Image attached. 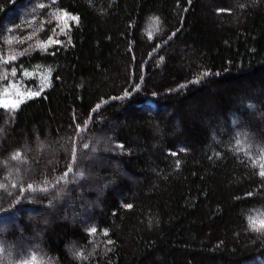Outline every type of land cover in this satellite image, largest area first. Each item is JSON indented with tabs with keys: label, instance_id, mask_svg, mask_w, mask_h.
Listing matches in <instances>:
<instances>
[{
	"label": "trees",
	"instance_id": "obj_1",
	"mask_svg": "<svg viewBox=\"0 0 264 264\" xmlns=\"http://www.w3.org/2000/svg\"><path fill=\"white\" fill-rule=\"evenodd\" d=\"M0 105V264H264V0H0Z\"/></svg>",
	"mask_w": 264,
	"mask_h": 264
},
{
	"label": "snow or ice",
	"instance_id": "obj_2",
	"mask_svg": "<svg viewBox=\"0 0 264 264\" xmlns=\"http://www.w3.org/2000/svg\"><path fill=\"white\" fill-rule=\"evenodd\" d=\"M41 6H43V5H41ZM72 19H77V18H76V17H72ZM12 59H15V58L13 57ZM5 63H7V61H5ZM12 75H13V76L16 75L15 69H13ZM204 75L207 76L208 74H207V73H204ZM137 87H138V86H137ZM127 94H128V93H125V95H127ZM28 95H29V97H31V96L39 95V93H38V92H36V93H29ZM21 102H22V101H21ZM0 106L7 107V105H0ZM13 107H16V105H13ZM87 147H88V146L85 145V148H87ZM120 147H122V146H120ZM75 154H76V153H75V149H73V156H74V157H75ZM173 155H175V153H173ZM71 171H72V168L69 167L68 170H67V172L65 173V176H67L68 172H71ZM79 175H80L81 177H83V173H80ZM260 175H261V176H264V171H262V172L260 173ZM61 179H63V177H61ZM32 187H33L32 185H28V189H29V190H32ZM47 190H48L47 188L42 189V191H47ZM21 191H23V189H21ZM49 203L51 204V202H49ZM125 207H129V208H130V207H132V206H131V205H125ZM43 222H44L45 224H47V222H48V221H47V218H45ZM261 223L264 224V222H261ZM90 231L94 233V232L96 231V229L93 228V229H91Z\"/></svg>",
	"mask_w": 264,
	"mask_h": 264
},
{
	"label": "rangeland",
	"instance_id": "obj_3",
	"mask_svg": "<svg viewBox=\"0 0 264 264\" xmlns=\"http://www.w3.org/2000/svg\"><path fill=\"white\" fill-rule=\"evenodd\" d=\"M251 112H254L253 110L251 111ZM258 114V113H257ZM258 116H260V114H258ZM262 117V116H261ZM112 127H113V124H112ZM153 132H154V134H157V132H156V130H153ZM91 156H95L97 153H96V150L95 149H93L92 151H91ZM109 164H114V162H111V163H109ZM92 175H90V176H88V179H89V177H91ZM97 186H98V184H96ZM78 190H79V188H78ZM68 197V200H66L64 203H61L60 205H62V207H64V209H71V208H73L74 206H76V203L75 202H73L72 201V198H69V196H67ZM48 211V210H47ZM45 215L46 214H44V213H42V214H40V215H38L40 218H42V219H45ZM33 216V215H32Z\"/></svg>",
	"mask_w": 264,
	"mask_h": 264
}]
</instances>
